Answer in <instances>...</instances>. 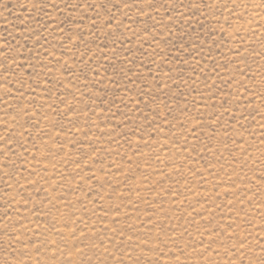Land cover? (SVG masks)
I'll use <instances>...</instances> for the list:
<instances>
[{"label":"rangeland","instance_id":"374dc122","mask_svg":"<svg viewBox=\"0 0 264 264\" xmlns=\"http://www.w3.org/2000/svg\"><path fill=\"white\" fill-rule=\"evenodd\" d=\"M127 4L0 0V264H259L264 0Z\"/></svg>","mask_w":264,"mask_h":264},{"label":"snow or ice","instance_id":"6c2138e0","mask_svg":"<svg viewBox=\"0 0 264 264\" xmlns=\"http://www.w3.org/2000/svg\"><path fill=\"white\" fill-rule=\"evenodd\" d=\"M145 2L146 3H148L150 6H151V0H145ZM117 8H119L120 7V5L119 4H116L115 5ZM129 5L127 4V0H125V7H128ZM197 6H199V5H197ZM206 7H211L212 5H210V4H208V5H205ZM105 10H107V9H105ZM140 11H144V9L143 8H140ZM112 19H114V17H111L110 19H109V23H111L112 22ZM119 26V25H118ZM154 39H158L157 37H154ZM167 42V41H166ZM5 44H7V40H5ZM5 50H7V49H5ZM225 67H227V65H225ZM93 71H96L95 69H93ZM99 73L97 72V75H98ZM243 75H246V73H242ZM217 75H218V73H217ZM205 86L206 87H208V85H207V83L205 84ZM21 87H23V85L21 86ZM21 89H17V91L19 92ZM221 91H223V89H221ZM261 96H262V98H264V83H262V85H261ZM230 102H229V100H227V99H225L224 101H223V105H228ZM226 110L229 112V114L231 115V108H226ZM214 118H218V117H214ZM245 119H247V116H245L244 117ZM232 119L236 122V123H240V126L243 128L244 127V125H243V123L239 120V118L238 117H236V116H232ZM234 130V129H233ZM245 130H247V129H245ZM193 131H195V130H193ZM213 132H215V129H213ZM22 147H23V145H21ZM10 150V149H9ZM5 167H7V165H5ZM13 179H15V176H13L12 177ZM260 180L261 181H264V174H262L261 176H260ZM17 184L19 185V181H17ZM9 187H11V185H9ZM230 227H231V225H230ZM262 230H264V229H262ZM234 239H237V241H238V243L236 244V245H233L232 247H233V249L234 250H236V251H240V250H242V249H244L246 246H248V247H250V245H249V241H248V238L247 237H244L243 239H240L239 238V234H236L234 237H233ZM18 239V238H17ZM261 253H264V246H261ZM237 259H239V257H237ZM259 264H264V255H261L260 256V258H259Z\"/></svg>","mask_w":264,"mask_h":264}]
</instances>
